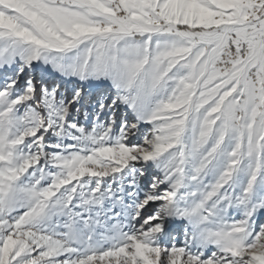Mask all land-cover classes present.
<instances>
[{"label": "snow or ice", "instance_id": "6c2138e0", "mask_svg": "<svg viewBox=\"0 0 264 264\" xmlns=\"http://www.w3.org/2000/svg\"><path fill=\"white\" fill-rule=\"evenodd\" d=\"M0 264H264V0H0Z\"/></svg>", "mask_w": 264, "mask_h": 264}]
</instances>
